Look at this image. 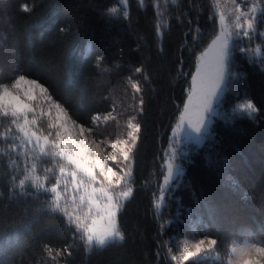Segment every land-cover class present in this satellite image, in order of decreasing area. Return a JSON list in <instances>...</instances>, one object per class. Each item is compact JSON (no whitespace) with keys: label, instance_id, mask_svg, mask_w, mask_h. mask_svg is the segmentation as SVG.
<instances>
[{"label":"trees","instance_id":"16d2710c","mask_svg":"<svg viewBox=\"0 0 264 264\" xmlns=\"http://www.w3.org/2000/svg\"><path fill=\"white\" fill-rule=\"evenodd\" d=\"M254 2L243 0L242 6ZM113 6L117 0H0V84L17 74L38 80L71 118L89 126L98 117L100 133L109 137L131 117L140 125L132 175L117 187L133 188L117 213L125 241L91 250L79 234L65 231L59 214L50 213L54 193L29 183L23 191L13 187L33 162V175L47 188L56 178L45 168L60 178L59 166L71 165L37 160L38 148L22 143L23 134L11 126V137H0V264H175L168 258L170 237L194 227L220 241L221 256L244 238L242 232L264 241V69L233 51L232 69L240 79L225 86L203 142L179 146L182 175L166 187L158 211L162 149L197 58L218 32L217 8L210 0H144L143 7L128 0V18L117 19L105 14ZM260 39L239 47H255ZM245 99L257 108L254 118L235 110ZM9 127L0 124V133Z\"/></svg>","mask_w":264,"mask_h":264},{"label":"snow or ice","instance_id":"6c2138e0","mask_svg":"<svg viewBox=\"0 0 264 264\" xmlns=\"http://www.w3.org/2000/svg\"><path fill=\"white\" fill-rule=\"evenodd\" d=\"M127 2L128 0H117V6L107 8L105 14L111 18L127 19L129 15L126 9ZM170 2L175 5L177 0H170ZM210 2L213 9H216L220 6L221 0H210ZM231 2L235 5L238 14L230 12L228 16H225L223 11L219 12L221 31L216 35L212 44L209 45V47L216 46L211 72L202 73L198 65L197 73L192 76V88L189 100L191 101L194 96L197 97L195 122L191 118H187V128H185L184 121L186 118L182 113L181 121L178 124V127L187 133L188 138L195 140L196 143H199L204 138V134L207 132V125L211 122L210 117L215 115L214 104L223 95L225 86L232 80L240 79V74L232 69L233 51L246 54L251 62L258 63L264 69V31H260L261 27H264V0H255L250 7L246 4L247 12L239 11V4L236 3V0H231ZM138 3L143 7L144 0H138ZM24 10L28 11L29 9L25 7ZM257 12L259 15H257ZM213 18L215 19V13L213 14ZM227 23H231L233 26L231 31L226 30ZM164 27H167V25L165 24ZM159 29L160 23L158 22L157 30L159 31ZM258 36L261 39L255 47H239V44L245 41L251 45ZM201 55L203 56L204 54L202 53ZM197 59L200 58L198 57ZM102 71L106 72L108 69H102ZM141 71V68L135 69L137 73ZM132 86L137 93L141 91L138 84L133 83ZM36 88H39V95H43L49 104L47 113L42 108L37 112V107L32 103L38 98L35 91ZM140 104H143V99L140 100ZM52 108L57 110L55 122L52 121ZM188 110L189 104L186 103L185 112ZM235 110L246 114L249 118H254L257 112L255 104L248 99L238 103ZM140 111H143V109L141 108ZM29 114H31V117ZM45 115L49 117V122L47 123L49 131L47 135H44L43 130L39 128V124ZM70 119L71 117L68 116L67 109H64L61 104L55 101L48 93V89L40 84L38 80L30 79L24 74H19L10 85L0 84V124L8 123L10 125L3 133H0V137L6 142L12 135L11 126H15V129L23 134L22 143H34L35 147L38 148V152L36 153L37 160L50 158L55 161L59 158L61 161H66L67 165L74 166V170L68 173L66 167L61 164L59 172L62 176L70 174L73 191H79L83 188L84 194L79 196L78 203L75 195L68 196L65 199L66 194L70 191L68 187L69 182L67 179L61 181L60 178L55 177V170L51 167L45 168L44 172L51 173L53 178H56V183L52 184L50 188L45 187L43 183H38L39 177L33 175L37 167L34 162L31 164V168H25L26 174L24 178L20 179L19 184H14L13 187H19L23 191L26 183H29L37 191L42 190L46 194L55 193L48 202L50 213L59 214L64 223L65 231L72 232L74 236L79 234L87 250L93 248L104 249L108 246L122 243L125 241V234L120 229L116 216L124 206L120 202V199L123 198L124 201L129 200L133 194V188L128 187L125 191L114 194L109 188H97L93 186L98 182L97 168H99L100 175L108 182L109 186L113 185V177L116 173L111 167H108L107 172H105V166L101 163V159H109V157L93 159L85 154L86 149L84 145H88L89 141L87 138L77 140L73 135L69 134L70 130L67 127V122ZM97 119L98 117L93 118L94 123ZM73 125H75L74 121ZM75 126L79 128V134L82 136L85 132L84 127L82 125ZM34 128L36 130H33ZM53 129H55L54 136ZM135 129L138 132L140 125L136 124ZM87 132L92 134L94 129L89 128ZM131 135L129 133V136ZM15 138L19 139V137ZM92 143H96V141ZM99 143L104 144L105 141L102 140ZM12 146L15 147V145ZM107 146L115 149L117 145L114 142H109ZM133 147H135V138L133 139ZM131 150V148L128 151L122 150L125 161L130 160L129 152ZM165 154L169 158L164 161V165L167 167L164 182L165 184H169L176 181L182 175V166L176 162L181 159L183 149L177 145V147H170ZM97 156H100V154L97 153ZM110 159L116 161L117 156L113 154ZM121 171L124 172V176L131 177L132 175L130 167L126 171L123 169ZM78 173L87 178L89 183L86 184L85 179H78ZM123 178L121 176L116 179L115 185H120ZM13 180H15V177H13ZM61 183L64 184L63 193L58 191ZM100 183H103V181H100ZM163 199L162 187L161 196L155 204L158 211L160 209L159 201ZM61 200H64L63 207L61 206ZM102 200L103 203L101 202ZM69 203H71L75 211L69 212L67 210ZM81 209H84L83 219L78 214ZM89 218H91V223L87 222ZM105 218L107 219L108 227L103 231H97L95 228L97 219L104 220ZM157 218L161 219L162 217L158 216ZM160 227L163 230L164 225L161 224ZM198 234L190 230L182 240L170 237V240L175 242L179 255H173L172 249L169 248L168 258L171 261H177L178 264H183V262H187V264H264V241L256 239L250 231L241 233L244 236L243 240H233L227 246L225 256H221L217 251V239L206 236L205 239H200L193 243L191 238ZM48 252L50 255L51 250L48 249Z\"/></svg>","mask_w":264,"mask_h":264},{"label":"rangeland","instance_id":"374dc122","mask_svg":"<svg viewBox=\"0 0 264 264\" xmlns=\"http://www.w3.org/2000/svg\"><path fill=\"white\" fill-rule=\"evenodd\" d=\"M242 1L243 0H236V3L239 4V11L247 12L248 9L246 7L243 8ZM251 5L252 4H248L249 7ZM216 10H217V22H218V27H219L218 28V32L213 36V38L209 41V43L206 45V47L203 49V51L199 54L198 57L200 59H197L196 67H195V69L193 71V74L197 73V66L198 65L200 66L202 73H204V72L210 73L211 72V68H212V64H213V60H214L215 52H216V46L209 47V45L212 44V41L215 39L216 35L219 34V32L221 31V28H220V23L221 22L219 21V12L223 11L225 16H228L230 14V12L233 13V14H238V12L236 10V7L231 2V0H221L220 6ZM232 27L233 26L231 25V23H227L226 24V30L227 31H231ZM202 53L204 54L203 56L201 55ZM193 74H192V76H193ZM17 75H19V74H17ZM17 75H15L13 77V79ZM192 76H191L190 87H189L186 99H185V101H184V103H183V105H182V107H181V109L179 111L178 119L173 123V125L171 127L170 136H169L170 142L165 148L162 149L161 160H162L163 175H162V178L160 180V183H158V186H157V187H159V189H158V199L161 196V188L163 187V193H164V190L166 189V187L171 183L170 182L169 184H165V182H164V175L167 172V167H166V165H164V161L169 158L165 154L166 151L169 150L170 147H177V145L180 146L182 143H186L188 141L195 142V140L189 139L188 136H187V133H185L184 131H182V129L180 127H178V124L181 121V114L182 113L184 114V116L186 118L185 121H184V127L185 128H187V118H191L193 120V122H195V119H196L195 105L198 102L197 101V97L194 96L191 101L189 100V95L191 93V88H192ZM13 79L10 80L7 83H4V84H9L10 85L12 83ZM30 79H32V78H30ZM198 82H199V77H198ZM35 91L37 93L38 98H37V100L33 101L32 103L34 104V106L37 107V112H39L40 109L42 108L44 110V112L47 113L48 108H49V104L46 102L45 97L43 95H39V88H36ZM21 95H23V94L21 93ZM186 103L189 104V110L187 112H185V104ZM217 105H218V102L214 104L215 113L217 112ZM63 108L65 109L64 106H63ZM56 112H57V110L55 108H52V121L53 122H55ZM67 114H68V116H70L68 111H67ZM29 115L31 117V114H29ZM213 116L210 117V121L211 122H212ZM130 119H131V121H129L128 123H125V125L122 126V128L119 125L118 126L119 127V132H116V131L113 132V135L110 136V137L100 133V130H99L98 126L101 125V124L97 125V122L100 120L99 118L95 121L96 124L92 123L89 126L81 124V123L75 121L73 118H71L67 122V127L70 130L69 134L73 135L77 140H83V139L87 138V140L89 141L88 145H84V147L86 149V153L85 154L90 156V157H92L93 159H99L101 157H109V159H101V163L104 164V166H105V172H107V168L108 167H111L113 169V171L116 173V175L113 177V185L109 186L108 182L106 180H104L103 176L100 175L99 168H97L96 169V173H97V176H98V182L95 185H93L94 187H97V188H100V187L109 188V190L113 191L114 194L115 193H119L121 191H125L127 189V187L123 188V189H120V188H117V187L122 185V183L125 182L126 178L128 177V176H124V172L121 171V169L126 171L130 167V165H131V155H132L133 148H134L133 147V139L135 138V143H136L137 136H138V132L135 129V125L136 124L133 122L134 118L131 117ZM73 121L75 122V125H82L84 127L85 132L83 133L82 136L79 134V128L76 127L75 125H73ZM48 122H49V117L47 115H45L43 117V120L39 124V128H41L43 130V134L44 135H47L48 131H49V129L47 128V123ZM123 122H125V121H123ZM210 123H208V125H207V131L209 129ZM89 128H93L94 129V132L92 134H89L87 132V129H89ZM33 130H36V129L34 128ZM52 131H53V136H54L55 129H53ZM129 133H131L132 135L129 136ZM38 134H40V133L38 132ZM193 135H195V134H193ZM204 136H205V134H204ZM102 140L105 141L104 144H100L99 143V141H102ZM203 140H204V138L201 139L198 144H201L203 142ZM93 141H96V143H92ZM109 142L116 143V145H117L116 148L113 149L110 146H107ZM41 143H43V141H41ZM129 148L132 149L129 152L130 160L129 161H125L123 159L122 150L123 151H128ZM97 153H99L100 156H97ZM113 154H115L117 156V160L116 161H113V160L110 159V157ZM176 163H178V162H176ZM70 168L72 169V171L74 170V166H71ZM70 168H67V169H70ZM67 172H68V170H67ZM218 173H219V175L222 174L220 171ZM121 176L124 177L123 180L121 181V184L118 185V186L115 185V180L118 179ZM60 178L61 179H68V182H69L68 183V187H69L70 191H69L68 194H66L65 199H67L68 196L75 195L76 198H77V203H78L79 202V196L81 194H84V189L81 188L79 191H73V185L71 183L72 177L70 176V174L67 175V176L60 175ZM78 179H85V183L86 184L89 183L87 178L83 177L82 174H80V173H78ZM100 181H103V183H100ZM226 183H228V182H226ZM62 185H63V183H61V185H60V187L58 189V191L61 192V193H63V189H64V187L62 188ZM121 201H123V198L120 199V202ZM161 201L162 200H160L159 202H161ZM101 202L103 203V200ZM61 206L62 207L64 206V200H61ZM68 210L70 212L75 211V209L71 205V203H69ZM93 211H95V209H93ZM83 212H84V209H81L80 213H78L79 215H81L82 219H83ZM116 220H117V216H116ZM87 222L91 223V218H89ZM107 227H108V224H107V219L106 218L104 220L97 219V222H96V225H95V228H96L97 231H103ZM191 231L199 233L195 237L191 238V241L193 243L198 241V240H200V239H205L206 236L207 237H211L212 239H215V238H213L212 236H210L208 234L202 233L201 230H199V229H197L195 227ZM186 234L185 235H181V236H176L175 235V237L178 240H182V239L185 238ZM243 239L244 238H241V239H239L237 241H240V240H243ZM217 241H218V245H220L221 244L220 241L219 240H217ZM218 245L216 247H217V251L219 252V250H218L219 246ZM169 248L172 249V254L173 255H177V256L179 255V252L177 251V248L175 246V242L174 241H172L171 245H169L167 247V250ZM219 254H221V253L219 252ZM174 262H175V264H178L177 261H174ZM183 264H187V262H183Z\"/></svg>","mask_w":264,"mask_h":264}]
</instances>
